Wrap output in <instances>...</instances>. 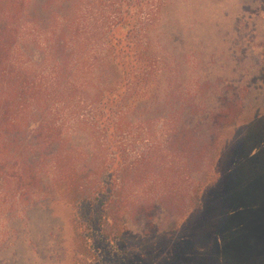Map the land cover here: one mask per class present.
<instances>
[{
    "label": "trees",
    "instance_id": "16d2710c",
    "mask_svg": "<svg viewBox=\"0 0 264 264\" xmlns=\"http://www.w3.org/2000/svg\"><path fill=\"white\" fill-rule=\"evenodd\" d=\"M182 1L0 0V215L69 207L76 263H101V246L114 248L128 231L127 210H153L128 206L127 184L161 161L160 146L141 139L155 132L162 109V133L170 140L178 135V147L189 139L186 107L173 111L164 91L162 33ZM237 158L232 153L220 184L199 195L196 227L173 244L170 264H180V255L198 258L185 246ZM146 193H133L134 200H146ZM239 193L227 195L234 209ZM221 218L216 224L224 225Z\"/></svg>",
    "mask_w": 264,
    "mask_h": 264
},
{
    "label": "rangeland",
    "instance_id": "374dc122",
    "mask_svg": "<svg viewBox=\"0 0 264 264\" xmlns=\"http://www.w3.org/2000/svg\"><path fill=\"white\" fill-rule=\"evenodd\" d=\"M166 22L164 91L173 111L186 107L189 139L178 147V135L170 140L162 133V109L155 132L141 139L160 146L161 161L127 184L128 206L154 208L124 213L128 231L114 248L101 246L99 264L174 263L173 244L190 237L203 191L220 184L232 153L237 165L224 188L210 194L202 227L185 246L197 250L198 258L189 250L190 257L180 255L178 262L264 264V0H183ZM236 190L244 193L234 209L226 199ZM138 191L147 192L146 200H134ZM74 239L72 210L65 205L3 213L0 264H80Z\"/></svg>",
    "mask_w": 264,
    "mask_h": 264
}]
</instances>
